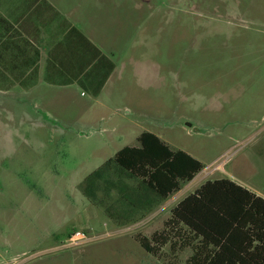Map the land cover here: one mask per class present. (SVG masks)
Segmentation results:
<instances>
[{
	"label": "rangeland",
	"instance_id": "1",
	"mask_svg": "<svg viewBox=\"0 0 264 264\" xmlns=\"http://www.w3.org/2000/svg\"><path fill=\"white\" fill-rule=\"evenodd\" d=\"M56 1L97 53L64 86L0 83V264H188L134 237L207 180L264 188V0ZM142 132L204 165L150 213L98 173Z\"/></svg>",
	"mask_w": 264,
	"mask_h": 264
},
{
	"label": "trees",
	"instance_id": "2",
	"mask_svg": "<svg viewBox=\"0 0 264 264\" xmlns=\"http://www.w3.org/2000/svg\"><path fill=\"white\" fill-rule=\"evenodd\" d=\"M137 140L138 146L118 150L98 173L107 174L113 166L123 179L140 181L145 193L125 187L120 179L117 191L121 195L131 190L141 197V207L148 203L143 212L150 213L156 202L180 191L204 165L182 150H172L153 133L142 132ZM134 240L156 259L169 246L173 252L190 249L188 264H264V199L229 179L207 180L170 210L160 230Z\"/></svg>",
	"mask_w": 264,
	"mask_h": 264
},
{
	"label": "crops",
	"instance_id": "3",
	"mask_svg": "<svg viewBox=\"0 0 264 264\" xmlns=\"http://www.w3.org/2000/svg\"><path fill=\"white\" fill-rule=\"evenodd\" d=\"M65 2L0 0V83H11L13 78L34 91L40 84L64 86L68 78L81 74L79 66L88 67L84 62L96 55V43L81 23H72L63 14ZM240 186L264 199V188L258 184Z\"/></svg>",
	"mask_w": 264,
	"mask_h": 264
},
{
	"label": "built area",
	"instance_id": "4",
	"mask_svg": "<svg viewBox=\"0 0 264 264\" xmlns=\"http://www.w3.org/2000/svg\"><path fill=\"white\" fill-rule=\"evenodd\" d=\"M67 240L69 245L77 246L85 243L88 239L86 238L84 233L77 231L71 234Z\"/></svg>",
	"mask_w": 264,
	"mask_h": 264
}]
</instances>
